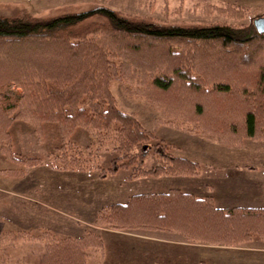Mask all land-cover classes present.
I'll return each mask as SVG.
<instances>
[{"label": "trees", "instance_id": "obj_1", "mask_svg": "<svg viewBox=\"0 0 264 264\" xmlns=\"http://www.w3.org/2000/svg\"><path fill=\"white\" fill-rule=\"evenodd\" d=\"M254 19L177 24L107 6L54 17L27 9L0 15L2 155L27 168L96 171L100 180L120 170H129L128 181L199 176V163L175 155L177 147L120 109L110 90L114 80L163 112L167 119H158L160 124L216 136L227 146L264 141V34L257 32ZM13 86L23 93L10 97ZM16 121L30 125L39 143L49 139L54 151L47 157L16 154L10 133ZM79 128L93 143L84 148L88 158L71 140ZM93 145L96 151L114 152L109 168L92 164ZM0 174L26 176L20 167ZM93 224L123 232L178 233L188 244L209 247L264 242V206L223 209L212 197L178 189L132 195L127 203L102 207ZM4 238L44 244L38 264H88L91 251L105 249L103 235L93 230L80 237L18 231Z\"/></svg>", "mask_w": 264, "mask_h": 264}, {"label": "rangeland", "instance_id": "obj_2", "mask_svg": "<svg viewBox=\"0 0 264 264\" xmlns=\"http://www.w3.org/2000/svg\"><path fill=\"white\" fill-rule=\"evenodd\" d=\"M96 6H107L111 9L118 10L123 13L136 14L142 17H150L161 22L177 24H180L182 22L189 24H191L192 22L198 24H210L216 22L243 24L251 22V20L258 16L264 17V0H0V15L13 16L20 9H27L32 13V15L34 14L38 17H54L65 12H75L79 14L81 12L89 11ZM233 9L239 10L240 15L236 14V11ZM110 90L113 96L116 98L118 105L122 111L136 116L137 119L142 122V125L146 129L151 131L153 135H155L158 139L177 147L178 150L176 151L175 155L190 159L193 162L199 163L201 166V172L199 176L190 178H175L183 180H175L174 178L163 177L158 178L159 180H157L156 178H142L141 180L133 181L129 184L131 186L130 189L133 191L132 194L144 193L145 191L152 193H163L166 192L169 188L174 187L182 189L183 191H185V193H195L194 190H196V188H201V190H199L201 191V193L199 194H204V196H215L213 195L214 193L212 189H207V187H210V185H215L216 187L218 186L220 189H222V191H219V193L216 195L222 196L224 195L223 190H228V186H230L229 184H226V181H228V179H264V141L244 140L239 146H227L222 144L216 136L203 135L201 133L199 134L192 131L187 132L178 130L177 127L175 128L169 125L158 123V119H167L163 112L159 111L158 109H154L153 106L149 104L146 98L131 95L128 92L127 86L120 80H114L111 83ZM22 93V89L13 86L12 89L8 92V95L10 97H15L16 95H20ZM33 130L34 129H32L30 125L27 126L26 123L20 121H16L14 123L12 129H10V133L12 135V142L14 145L15 153L20 156L33 155L47 157L50 152L54 151V143L49 141V139L44 140L45 142H43L42 144L39 143L38 138ZM71 140L81 148V150L87 157L89 152L86 153L84 148L90 147L93 143L91 142V138L86 130L83 128L77 129L73 133ZM95 147L97 146L93 145L90 151V155L93 160L92 164L98 163L104 168H109L111 160L113 159V157H115L114 152L112 150L106 151L105 149L96 151ZM146 166H151V163H147ZM19 167L25 171V175L26 172L28 173V178H32V176L35 175L34 172L36 170L45 171L43 169L48 168L47 171L51 172L49 170L51 168L47 167L46 165L27 168L26 166H17L14 163L6 160L2 155L0 142V170L3 171L4 169ZM54 173L55 174L52 173L53 176H44L43 179H76L75 182L69 184V187L66 184H62V182L60 184H57L61 186L63 185L64 188L63 194L59 195V198L61 200L64 196L68 197V194H66L67 192L71 194L72 198L77 200L75 204L71 205L70 209L62 207L67 212H73L74 210H77L76 205L81 202L80 198L82 197L80 190L83 189L86 191V193L91 189L94 194L99 195L100 193L99 197H93L95 205L92 207V209L95 206L96 208L98 206L101 208L102 205L110 204L112 200H119L120 198L115 197L118 196V194L116 195L115 193L118 188L117 182L116 184H107V190H109L110 193L115 194L112 195L113 199H109L111 201L108 202L99 201L101 193H103L104 191H101V184L98 186V190L97 188H94L97 180L101 179L99 178L98 172L96 171L85 173L55 171ZM127 175L129 176V170H120L117 175L110 176L108 180L112 182H115L116 180L125 181ZM0 176L4 177L2 174H0ZM38 177L42 179V175H39ZM161 179H174L175 181L171 180L174 181V183H170V185H164L163 183L160 184L163 181ZM219 179L225 181V183H218ZM11 180L13 181V184L14 182L16 183L15 185L19 187L20 191L22 190L28 193V191L33 190L32 186L34 185L30 184V180L32 181V179H24L22 180V182H18V179ZM186 183H191V185L189 186L187 184V187L183 188L181 185H184ZM105 184L106 183H104V185ZM232 185L233 186H231V189L236 190V196L238 195L240 197V201L250 200L247 199L249 197L247 195L249 194V188L242 190L239 187L241 186L242 188H244L243 184H238L239 186H234V184ZM46 186L47 185H44L45 188H47ZM167 187L169 188L167 189ZM38 189L41 190L40 188ZM262 193H264V186L261 185L252 190V196H256L258 200L263 201L264 194ZM32 198H34V200L36 198V200H39L38 196H34ZM53 199H55V197H53ZM56 200L58 199H55V201ZM240 201H230L227 204L230 207L235 206L244 208L245 206H248V204L243 205V203H241ZM113 202L120 203L124 201ZM56 205H58V203ZM217 206L219 208V205ZM220 207L226 208L222 206ZM73 216L81 221H83L84 218L86 220L88 219V216H81L80 213L73 214ZM94 218L95 215L90 216V220H92V223H89L90 227L85 226V222H82L81 224L77 222V224H75V232L58 231L57 236L59 238L78 237L83 233V231L86 232L88 230H93L100 233L99 229H96L98 226H95L93 224ZM68 222L70 223L69 225L74 223L71 220H68ZM122 234L136 235L137 238L140 239L141 243L143 241L152 242L162 239H169L170 241L172 240L175 242L178 241L181 243H185L183 242L185 240L182 237V239H180L179 236H176L174 234L169 235L144 231H140L138 233L122 232ZM104 236L108 241V248L110 249L108 250L109 252L114 249V238H111L107 234H105ZM108 237L110 238L108 239ZM120 239L123 242L122 244L117 243V246L119 248L117 250L118 252H121H119V256L122 254V257L126 258V254L138 253V256L141 257V249L137 244L136 239H133L131 237H121ZM20 243L23 244L22 241ZM1 245L3 247L0 256L9 254L10 256H12L11 264H14L17 259V251L22 245L18 244L20 246L18 247V249H16L13 248V246H9V241L6 240H1ZM23 245L28 244L24 243ZM187 245V254L185 248L180 247L183 250L182 259H186H184L182 264H194V262L195 264H199V261H204L207 264H264V242L261 240H255L252 243L245 244L246 246L244 245L243 247L240 246L236 248H220L211 246L208 247L206 245L199 244ZM33 249H35V254H39V248ZM23 250L30 253V251L25 250L24 248ZM136 250H138V252ZM179 251L180 250L173 248L171 249V247L164 245L161 246V249L157 250V253H165L166 256L164 257H168L177 255ZM103 256V252L97 253L91 251L89 257L90 259H88V264H103ZM35 257L38 256H33V258L30 259L34 260ZM109 261V264H113L111 263V260ZM141 261H144V259H141ZM172 264L176 263L174 262Z\"/></svg>", "mask_w": 264, "mask_h": 264}, {"label": "crops", "instance_id": "obj_3", "mask_svg": "<svg viewBox=\"0 0 264 264\" xmlns=\"http://www.w3.org/2000/svg\"><path fill=\"white\" fill-rule=\"evenodd\" d=\"M43 170L45 171L36 170L34 172L35 175L32 176V178L30 177L28 178L29 175L26 172V176H23L22 178L18 179L19 180L18 182H22V180L24 179H29V180L32 179V181L30 180L31 182L30 184L34 185L32 186L33 190L28 191V193L26 191H22V190L20 191L19 187L15 185L16 183L15 182L14 184L12 183L13 181L11 179L13 178H5V177L0 176V254L2 253V247H3L1 245V240H6L4 236L11 232L29 231V232H34L35 234H40L43 231H49L51 233H54L56 236H57L58 231H74L75 232L76 231L75 224H77V222L80 224L82 222L83 223L85 222L84 225L90 227L89 223H92V220H90V216H93V215L96 216L97 212L102 207H105V205L108 206L111 204L118 203V202H113V201H124L120 203H127L129 197H131L132 195H138L137 193L132 194L133 191L130 189L131 186L129 184L133 181H128L126 179L125 181L116 180L115 182L114 181L112 182L108 179L106 180L98 179L94 188H97L98 190L99 188L98 186L101 184L102 185L101 191H104L103 193H101V197L99 201L108 202V201H111L109 199H113L112 195H115V194H112L109 192V190H107V184H110V183L116 184L117 182H118V185H117L118 188L115 193L116 195L118 194V196H115V197H120L119 200L114 199L112 200L110 204H104L102 205L101 208L99 206L96 208L95 206L94 207L95 209L94 208L92 209V207L95 205V201H93V197L95 196L99 197L100 193L99 195L94 194L91 191L92 189L86 193V191L83 189V190H80L81 195H82L80 200L82 203L80 202L78 205H76L77 210H74L73 212H67L62 207L70 209L71 205L75 204L77 200L72 198L71 194H69L68 192L66 193L68 194V197L64 196L65 198L62 197V200H61L59 198V195L63 194L64 188H63V185L61 186L57 184H60L62 182V184L64 185L66 184L69 187V184L72 182H75L76 179H43L44 176L50 177V176H53V174H55L54 173L55 171H53L52 169H49V170L53 174L47 171L48 168L43 169ZM39 175H42V179L38 177ZM148 178H151V177H148ZM165 178H174V177H165ZM175 178H190V177H175ZM174 179H161L163 181L160 184L163 183L164 185L166 184L170 185V183H174L175 180H183V179H175V180ZM171 180H174V181H171ZM232 180L233 179H228V181H226L227 182L226 184H229L230 186H228V190H223L224 195L222 196L216 195L219 193V191H222V189H220L218 186L216 187L215 185H210V187H207V189L213 190V193H214L213 195L215 196H212V195L204 196V194H199L201 193V191H199L201 190V188L199 189L196 188V190H194L195 193H190V194H194L195 196L197 195V197H202V196L212 197L216 206L219 205V208H221L220 206H222V207H226L223 209H227L230 207L227 204L230 201H240L239 200L240 197L238 195L236 196V190L231 189V186H233L232 184H234V186H237L238 184H243L244 188H242L241 186L239 188L242 190L249 188L248 189L249 194H247L249 197L247 199H250V200H246V201L242 200L240 202L243 203V205L248 204V206H245L246 208L254 209V208H260L264 206V199L262 201V200H258L256 196L254 197L252 196V190L256 189L260 185L264 186V179L247 178V179H234L233 181ZM52 183L53 184L55 183V184L53 185ZM104 183L106 184L104 185ZM218 183L220 184L225 183V181L219 179ZM187 184L189 186L191 185V183H186L184 185L182 184L181 186L183 188H186ZM44 185H47L46 186L47 188H45ZM169 187H167V189ZM38 188H40L41 190H39ZM170 189H178L185 193V191H183L182 189L174 188V187L169 188L166 192H168ZM150 193L154 194L152 192H147V191H145L144 193H139V194H150ZM34 196H38L39 200H36L37 198L34 200V198H32ZM53 197H55V199H58V200L55 201ZM55 202H57L59 206L56 205L57 203ZM233 207L235 206H231L230 208H233ZM77 213H80V215L84 217L88 216V219L86 220L84 218L83 221L77 219L75 216H73V214H77ZM68 220H71L74 223L69 225L70 223L68 222ZM96 229L97 230L99 229L100 234L103 235V240L105 243L104 251L107 252V253L103 252L104 254L103 264H109L110 263L109 260H111V263L113 264H124V263L125 264H172L174 262L176 264H182L185 258L182 259L183 250L180 247L185 248L186 254L188 252L187 251L188 243H186L185 241H183L185 243H181L178 241L175 242L172 240L170 241L169 239L164 240L161 238L162 240H158V241L155 240L152 242L143 241L141 243L140 239L137 238L136 235H125V234H122L123 231L110 230L104 227H97ZM84 233L85 232L83 231V233L80 234L78 237L83 236ZM123 233H135V232H123ZM156 233L169 234V235L174 234L176 236H179L180 239L183 238L178 233H160V232H156ZM105 234L109 235L111 238H114L113 239L114 249L109 252L108 250L110 249L108 248V241H107V238H105L104 236ZM110 237H108V239ZM121 237H126V238L131 237L133 239H136L137 244L139 245L141 249L140 250L142 253L141 257L138 256V253L137 254H126V258H123L122 254L119 256L120 251L118 252L117 250L119 249L117 246V243L122 244L123 241L120 239ZM21 241L23 242V244L25 243L28 245H23L22 243H20ZM18 244L22 245L20 247L21 250L18 249V247L20 246ZM164 245L171 247V249L173 248V249H177L180 251L177 255L164 257L166 256L165 253H160V252L157 253V250L161 249V246H164ZM9 246H13V248L18 249L17 256H16L17 259L14 262V264H38L41 257H43L42 255L44 254V251H45L44 244L40 242H34V241H28V240H16L14 242L9 241ZM25 246H31V247H25ZM23 248L25 250L30 251V253L24 251ZM33 248H39V254H35L34 252L35 249ZM136 251L138 252V250ZM33 256H38V257H35L34 260L30 259V258H33ZM141 259H144V261H141ZM11 263H12V256H10L9 254H4L0 256V264H11Z\"/></svg>", "mask_w": 264, "mask_h": 264}, {"label": "water", "instance_id": "obj_4", "mask_svg": "<svg viewBox=\"0 0 264 264\" xmlns=\"http://www.w3.org/2000/svg\"><path fill=\"white\" fill-rule=\"evenodd\" d=\"M254 26L258 33L264 34V17L254 19Z\"/></svg>", "mask_w": 264, "mask_h": 264}]
</instances>
